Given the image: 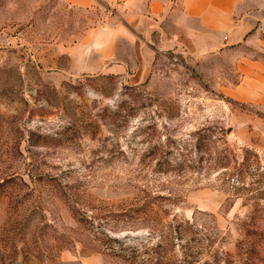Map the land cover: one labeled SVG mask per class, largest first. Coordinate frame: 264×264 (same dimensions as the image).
Instances as JSON below:
<instances>
[{"label": "rangeland", "instance_id": "374dc122", "mask_svg": "<svg viewBox=\"0 0 264 264\" xmlns=\"http://www.w3.org/2000/svg\"><path fill=\"white\" fill-rule=\"evenodd\" d=\"M137 18L0 0V264H264V111Z\"/></svg>", "mask_w": 264, "mask_h": 264}, {"label": "crops", "instance_id": "0c3cea01", "mask_svg": "<svg viewBox=\"0 0 264 264\" xmlns=\"http://www.w3.org/2000/svg\"><path fill=\"white\" fill-rule=\"evenodd\" d=\"M99 1L72 0L79 6ZM105 1L128 8L144 24L131 29L133 40L143 41L137 56L143 48L146 58L172 49L210 62L233 54L239 82L226 94L264 111V0Z\"/></svg>", "mask_w": 264, "mask_h": 264}]
</instances>
